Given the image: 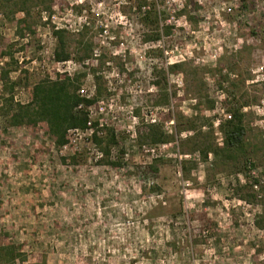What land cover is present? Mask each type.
<instances>
[{"label": "rangeland", "instance_id": "rangeland-1", "mask_svg": "<svg viewBox=\"0 0 264 264\" xmlns=\"http://www.w3.org/2000/svg\"><path fill=\"white\" fill-rule=\"evenodd\" d=\"M65 76L101 88L88 113L113 132L108 155L92 129L56 148L45 124L9 125L5 99ZM148 126L167 142H141ZM263 203L264 0H0V245L25 255L11 264H264Z\"/></svg>", "mask_w": 264, "mask_h": 264}, {"label": "trees", "instance_id": "trees-1", "mask_svg": "<svg viewBox=\"0 0 264 264\" xmlns=\"http://www.w3.org/2000/svg\"><path fill=\"white\" fill-rule=\"evenodd\" d=\"M245 1V0H242ZM53 36L56 39L54 60L58 63L67 62L71 58L68 52L69 42L67 33L63 30H54ZM153 38V40H156ZM79 41L78 45H83ZM82 55L77 59L82 60L90 56L93 51L91 43L83 45ZM181 67L174 65L173 70ZM1 80H8V73H2ZM13 87V86H12ZM10 88V91L12 90ZM78 77H58L55 80H43L32 87L31 99L27 104L13 103V98L8 97L4 103L8 105L9 120L12 127H35L45 124L47 134L53 141L56 148H62L68 144V133L70 131L93 130L92 138L96 145L103 146V152L108 155L112 145H115V138L112 131H109L106 139L98 136V124H91L88 108L93 106L101 95V88L97 86V93L94 98H87L80 93ZM229 119L221 125L224 136V148L228 154L239 153L243 150L245 140V127L243 124L244 114L241 109L228 113ZM141 142L150 145H158L167 142L168 135L161 131L158 126H148L146 131L139 136ZM206 155V154H204ZM74 159V158H72ZM65 162V159H62ZM116 166V164H113ZM264 206V203H263ZM25 255L14 245H0V264H11L16 260H24ZM45 264V263H44Z\"/></svg>", "mask_w": 264, "mask_h": 264}, {"label": "built area", "instance_id": "built-area-1", "mask_svg": "<svg viewBox=\"0 0 264 264\" xmlns=\"http://www.w3.org/2000/svg\"><path fill=\"white\" fill-rule=\"evenodd\" d=\"M83 96V95H82ZM90 130V129H89ZM75 131H78V130H75Z\"/></svg>", "mask_w": 264, "mask_h": 264}]
</instances>
